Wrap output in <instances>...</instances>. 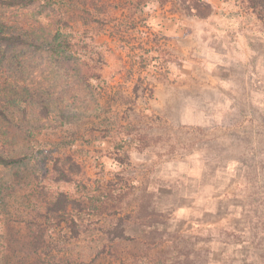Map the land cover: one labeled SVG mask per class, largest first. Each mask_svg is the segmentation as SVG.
<instances>
[{"label":"rangeland","instance_id":"rangeland-1","mask_svg":"<svg viewBox=\"0 0 264 264\" xmlns=\"http://www.w3.org/2000/svg\"><path fill=\"white\" fill-rule=\"evenodd\" d=\"M57 1L9 7L0 0L13 33L21 25L45 47L10 52L0 76L52 94L40 132L26 135L15 125L0 134L2 152L27 157L0 167V259L5 214L44 215L66 193L98 196L106 211L80 215L77 238L55 228L56 258L257 264L264 25L246 1L171 0L140 9L130 0ZM30 107L17 111L23 124L39 118V106ZM140 137L149 146L139 147ZM67 156L78 165L73 172ZM56 164L71 181H59Z\"/></svg>","mask_w":264,"mask_h":264},{"label":"trees","instance_id":"trees-1","mask_svg":"<svg viewBox=\"0 0 264 264\" xmlns=\"http://www.w3.org/2000/svg\"><path fill=\"white\" fill-rule=\"evenodd\" d=\"M169 1L171 0H130L137 9L147 7L151 2L165 5ZM245 1L248 8L255 13L264 25V0ZM6 2L9 7H16L32 4L35 0H6ZM58 3L60 5H67L65 0H61V2L57 1L56 4L59 5ZM87 13L89 14L88 11ZM20 27L22 28H19L21 30L19 34L13 33L14 28L6 24L3 18H0V61L4 60L10 52L17 49L33 48L38 50L45 48L44 46H39L36 40L31 39V31L25 30L21 25ZM55 47L50 48L46 46V49L55 54L57 53ZM3 69L6 68L3 67ZM51 97L52 94L45 88H29L25 83H18L9 76H0V134H6L7 129L15 127V125L24 127L23 132L26 135H31L32 132H34L33 134L40 132L44 128L42 120L52 115L50 108L52 103ZM33 105L39 106V112L36 114L39 118L31 121L26 119L28 121L27 124L21 123L24 119L23 116L19 119L17 111L21 115H26L29 113L30 106ZM147 141L142 137L138 140L139 147L149 146ZM73 142L70 141L68 143ZM124 148V145L118 144L117 155L120 157L117 159L120 163L126 162L127 156L126 152H123ZM120 152H123V154L121 155ZM26 159L27 157L13 158L9 154L2 152L0 146V167L10 168L15 165H22ZM66 161L69 164V172H73V169L78 167L68 156L66 157ZM57 166L56 164L59 181H71L67 172L59 169ZM107 198L111 199V196H106ZM106 203V201H103L98 196L88 195L79 198L66 193H59L52 202L46 204L44 215L29 217L20 214L14 215L9 211L5 214L6 217L1 220L3 222V242L0 264H74L68 257L56 258L53 255V232L55 228L65 229L67 227L70 234L74 238H77L81 223L79 218L83 214L88 216L102 215L106 211ZM41 218H45V221H48V223L39 221ZM122 238V235L117 237V239ZM109 241L112 242L111 240ZM257 264H264L263 243L258 245Z\"/></svg>","mask_w":264,"mask_h":264}]
</instances>
